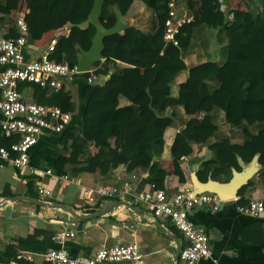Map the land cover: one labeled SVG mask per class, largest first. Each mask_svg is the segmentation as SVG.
<instances>
[{
    "label": "trees",
    "instance_id": "obj_1",
    "mask_svg": "<svg viewBox=\"0 0 264 264\" xmlns=\"http://www.w3.org/2000/svg\"><path fill=\"white\" fill-rule=\"evenodd\" d=\"M93 1L25 0L28 37L39 39L44 33L59 30L68 23L85 21ZM170 1H103L99 19L105 28L114 25L116 8L125 20H129L136 16L138 6H143L150 17V31L144 33L128 25L123 32L103 39L104 60L92 66L105 81L88 86L81 115L83 131L81 134L71 132L68 157L57 163L61 170L83 169L87 173L109 176L121 166L128 173L147 174L142 184H154L163 189L167 173L153 158L159 159L162 155L164 132L172 126L173 119L184 123L189 117L199 115L208 117L210 123L193 125L192 141L201 145L208 143L214 154V162L208 166L216 165L222 171L236 157L248 163L255 155L254 137L264 130V112L253 107L242 109L237 124L229 120L228 114L232 109L250 103L264 106V0H245L246 9H232L229 11L231 18L221 9L219 0H173L190 20L182 24L175 36L177 46L163 39ZM230 1L235 0H226ZM6 20L11 19L0 16V33ZM94 34L95 29L90 24L71 31L67 36L70 47L64 53L62 48L67 38L59 37L48 59L75 65L81 51L90 48ZM212 41L218 48L211 50L210 58L207 50L213 46ZM217 56L222 58L221 64L215 62ZM191 57H194L195 65L190 67L187 61ZM116 61L129 67L120 68ZM182 72H187V76L182 83L176 84L175 78ZM75 78L86 81L84 74ZM26 87L32 89V100L37 104L55 106L71 114L76 110L75 102L65 88L47 94L39 85L21 83L18 91L21 93ZM120 97L129 104L119 106ZM66 127L61 133L68 132ZM234 139L239 141L237 146L232 142ZM88 145L94 152L88 150ZM174 145L189 147V141L184 135L177 134ZM231 147L233 153L223 159L220 150L228 151ZM258 164L261 166L259 182L264 186V150L258 156ZM172 168L179 176L174 160ZM251 185L252 182H248L238 195ZM32 186V183L28 184V188ZM26 196L37 197L29 193ZM102 208L97 202L92 210L98 212ZM38 234L42 232L35 231L28 240H34ZM46 236L52 234L45 233L43 240L47 242L50 238ZM17 250L24 251L27 247L5 245L1 248L0 264H33L30 259L18 256ZM8 254L13 255L11 260L6 258Z\"/></svg>",
    "mask_w": 264,
    "mask_h": 264
},
{
    "label": "crops",
    "instance_id": "obj_2",
    "mask_svg": "<svg viewBox=\"0 0 264 264\" xmlns=\"http://www.w3.org/2000/svg\"><path fill=\"white\" fill-rule=\"evenodd\" d=\"M20 13H27L25 0H0V16H8L11 19L4 22L0 37H9L16 34L14 20ZM135 15V17L126 20L128 25L148 33L150 28L146 25L148 17L146 9L143 6H138ZM184 16L186 17L185 11ZM82 23H68L63 28L48 31L35 40L30 36L28 37L27 34V43L22 48L24 63L34 62L43 55H49L48 41L53 36L57 35V40L61 36L67 38L70 32L76 30L77 26ZM69 47L70 40L67 38L62 53L66 52ZM214 60L219 64L223 62L219 56ZM116 64L120 68L129 67L119 61H116ZM187 65L190 67L195 65L194 57L187 61ZM3 69L4 67L0 66V72ZM186 76L187 72L178 74L175 83H182ZM104 81L105 77H100L99 82L91 85L81 78H74L63 85V88L69 91L76 105L75 112L70 113L71 119L66 127L68 132L65 134L61 132H43L37 143L29 151L28 166L21 172H16L10 163L1 162L0 200L24 197L40 201L36 193V186L42 183L46 188L53 191V198L48 201L49 204L64 205L79 214H89L94 213L92 209L95 204L89 206L82 200V189L84 187L105 184L120 187L121 180L124 179L129 180L137 191L148 185L142 184V180L146 178L147 174L134 172L138 176V181L133 182L130 179V173L126 172L121 166L117 167L109 176H102L98 172L87 173L83 169H73L71 172H66L58 167V161H65L68 157L67 147L71 132L76 131L81 134L83 131L81 115L89 89L88 86L102 84ZM46 91L47 94L51 93L48 90ZM21 95L25 101L34 102L30 87L24 88ZM128 104V101L120 97L119 106ZM246 105H241L240 109L234 108L229 112L228 118L232 123L237 124L239 122L242 109L247 107H253L264 112V106L261 103ZM180 112L183 113L182 110ZM186 122L182 123L178 119H173L172 126L166 129L163 135L162 155L159 159L155 158L154 160H158L160 169L167 173L162 190L170 194L183 186L190 185L195 192L212 193L202 188V186L207 182L227 185L235 178L242 180V177H245L243 178V185L238 189L239 191L248 182H252V185L242 195H238L237 191L236 196L224 198L229 201L223 203L218 210L213 211L208 204L197 206L189 211L188 218L198 230L203 231L209 237L212 258L217 261V264H264V219L249 218L238 214L236 211V205L239 202L243 201L242 204H245L250 199H264V186L259 182L258 177L261 170V166L258 164V156L264 150V130H261L254 137L256 152L248 163H244L241 158V161H239V158L236 157L227 165V169L220 171L216 165L212 164V167L207 165L214 162V154L209 150L208 143L201 145L192 141L194 136L192 126L209 124V118L199 115L194 118L189 117ZM177 134L185 136L189 141V147L174 145ZM16 140V136L5 139L0 132V146H7ZM232 142L236 146L239 144L237 139ZM233 149L231 147L228 151L220 150L221 157L223 159L227 158L233 153ZM88 150L94 152L91 145H88ZM172 160L178 164L179 176L173 172ZM34 169L50 170L51 176L36 178L32 174ZM63 175L79 183L77 184L74 180L65 182L58 179ZM30 183L33 185L32 188H28ZM4 193H10L12 196H7ZM26 193L37 197L26 196ZM118 200L127 201L140 209L145 221L132 216L126 208L121 207L111 215L85 220L80 224L79 220L77 221L59 209L49 208L46 203L41 201L42 204L26 200L10 202L5 207L0 208V249L5 245H24L27 250H17L18 256L30 259L33 264H44V253L57 248V245L51 239L53 234L58 230L65 229L71 223H75L77 224V230L74 238L64 243L65 250L72 258H89L99 247L104 245L135 242L144 255V264H180L178 259L175 261V258L177 246L180 243L181 249L184 240L178 231L176 233L173 230L174 226L171 221L155 218L145 204L134 203L130 196L119 197ZM97 202L102 207L108 204V200L105 199H99ZM154 223H158V225ZM122 224L131 225L132 228L124 229ZM35 231H40L42 234H38L34 240H28V237L33 236ZM46 232L52 234V236H46L50 238L47 242L43 240ZM169 233L178 241L171 239L168 236ZM12 256L8 254L6 258L11 260ZM200 264H211V261L201 260Z\"/></svg>",
    "mask_w": 264,
    "mask_h": 264
},
{
    "label": "built area",
    "instance_id": "obj_3",
    "mask_svg": "<svg viewBox=\"0 0 264 264\" xmlns=\"http://www.w3.org/2000/svg\"><path fill=\"white\" fill-rule=\"evenodd\" d=\"M168 7L163 39L177 46L175 36L179 33L182 24L190 20L184 15L176 19L179 9L173 0L169 2ZM15 28L14 36L0 37V66L4 67L0 72V114L2 117L0 132L5 139L16 136L17 140L7 146H0V164L8 162L16 172H21L28 166L29 151L37 143L39 136L45 131L62 132L70 122L71 115L55 106L25 101L18 91V85L21 83L36 84L50 92H56L78 75H86V81L91 85L99 82L100 77L93 66L85 72H79L76 64L56 63L49 60L48 55H43L37 61L24 63L22 48L27 43L28 27L23 13L16 17ZM56 41L57 35L48 41L49 52H52ZM32 174L36 178H43L51 176V171L34 169ZM129 176L131 181H138V176L134 173H130ZM58 179L65 182L74 180L66 175ZM74 182L79 183L75 180ZM120 184V187L109 184L84 187L82 200L85 204L93 206L99 199L113 200L130 196L134 203L145 204L155 218L171 221L184 240V245L181 246L178 254L180 264H200L201 260H210L211 264H217V261L212 258L209 237L190 222L188 214L192 208L206 204L216 211L223 203L228 202V199L220 198L212 193H197L190 185L168 194L165 190L156 188L154 184H148L140 191H137L129 180H121ZM36 193L43 203H48L53 198V191L42 183L36 186ZM236 211L242 216L264 219V199L254 198L245 204H237ZM122 228L130 229L132 226L122 224ZM76 230L77 224L71 223L65 229L53 234L51 239L57 248L44 253V263L144 264V255L135 242L104 245L89 258H72L65 250L64 243L74 238Z\"/></svg>",
    "mask_w": 264,
    "mask_h": 264
},
{
    "label": "water",
    "instance_id": "obj_4",
    "mask_svg": "<svg viewBox=\"0 0 264 264\" xmlns=\"http://www.w3.org/2000/svg\"><path fill=\"white\" fill-rule=\"evenodd\" d=\"M103 1L104 0H94L92 9L89 15L87 16L86 20L83 21L82 24L77 26L78 28H80L87 24H90L95 29V34L91 40L90 48L86 51H81V54L76 62V67L79 72H85L88 69H90L94 63L103 60V56H102V52L104 49L103 39L105 37L119 34L128 28L127 21L123 18L122 14L117 8L115 9L114 25L111 28H105L101 24L99 16ZM182 15H184V10L179 9L178 13L176 14V19H178ZM238 158L239 161H241L240 157ZM154 160L155 158H153V161ZM243 178L245 177H242V180H240L239 178H235L227 185H220L214 182H207L205 185L202 186V188L209 190L212 193L214 192V194H217L221 198H232L236 196L238 189L243 185V181H244ZM18 200H26V201L35 202V203L37 202L39 204H42L40 201H36L24 197L5 198L0 200V208L5 207L10 202H15ZM46 205L49 208L59 209L79 221H85L93 218L108 216L113 214L116 210H118L121 207L126 208L132 216H136L140 218L142 221H145L143 213L140 209L133 206L127 201H121V200L110 201L98 212L89 213V214H79L67 206L59 205L55 203H50V204L46 203ZM154 224L158 225V223H154ZM168 236L171 239L178 241V239L172 236L170 233ZM179 250H180V243L177 246L175 261L178 259Z\"/></svg>",
    "mask_w": 264,
    "mask_h": 264
},
{
    "label": "rangeland",
    "instance_id": "obj_5",
    "mask_svg": "<svg viewBox=\"0 0 264 264\" xmlns=\"http://www.w3.org/2000/svg\"><path fill=\"white\" fill-rule=\"evenodd\" d=\"M220 1V5H221V9L225 12L228 13L229 15V11H231L232 9H239V10H245L246 6H245V0H235V1H230V2H226V0H219ZM149 15L147 17V26L149 27L150 23H149ZM229 19V18H228ZM212 33H214L212 31ZM213 42V46H210L209 49L207 50L208 55L210 56V58L212 57L211 55V50L215 51V49L218 48L217 43L215 41ZM212 45V43H211Z\"/></svg>",
    "mask_w": 264,
    "mask_h": 264
}]
</instances>
